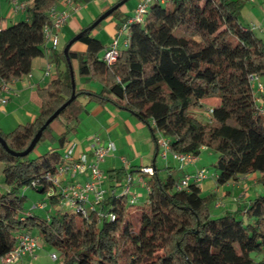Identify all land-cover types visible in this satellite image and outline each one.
Here are the masks:
<instances>
[{
	"label": "trees",
	"instance_id": "1",
	"mask_svg": "<svg viewBox=\"0 0 264 264\" xmlns=\"http://www.w3.org/2000/svg\"><path fill=\"white\" fill-rule=\"evenodd\" d=\"M57 1L24 0L29 21L0 29L1 80L28 75L33 59L44 54L42 28L50 23L49 11ZM244 1L153 2L141 23L131 22V15L121 17L117 8L109 17L118 28L126 24L125 45L109 66L99 60L105 46L92 30L76 41L84 50H73L76 42L70 46L68 57L71 64L76 60L78 76L101 88L75 85L74 99L53 120L65 122L58 147L30 157L39 143L55 139L53 121L26 156L11 155L0 144V258L14 248L19 233L36 228L42 242L57 251V264H264V193L212 217L213 194H202L198 184L178 190L181 179L168 175L162 181L154 168L152 174L142 173L147 188L142 201L131 202L112 185L83 214L64 210L46 178L63 163L60 148L68 143L67 134L76 131L84 110L80 98H86L127 111L149 126L155 142L160 132L176 153L198 156L202 148L213 150L217 185L255 172L264 184V94H259L261 104L254 101L250 79L264 76V39L240 24ZM66 73H54L36 88L39 113L32 122L0 130L9 149L25 150L46 119L70 98L68 67ZM208 98L218 103L206 109L208 119L201 121L192 111ZM113 172L111 179L124 169ZM34 186L48 203L45 215L34 212L37 207H23L24 188Z\"/></svg>",
	"mask_w": 264,
	"mask_h": 264
},
{
	"label": "crops",
	"instance_id": "2",
	"mask_svg": "<svg viewBox=\"0 0 264 264\" xmlns=\"http://www.w3.org/2000/svg\"><path fill=\"white\" fill-rule=\"evenodd\" d=\"M13 1L14 0H0V29L6 28L19 21H29L26 9H15ZM119 1L120 0H71L70 3H67L65 0H58L56 2L54 9L56 11H66L69 15L66 23L58 31L57 47L51 50L50 44L44 42V54L33 59L31 72L28 75L8 81L10 91L7 94V102L4 104L0 103L1 131L9 132L18 125L32 122L39 113V100L35 93L36 88L42 87L54 73H58L61 77H65L68 65L65 58L61 55L64 48L60 51L58 50L60 40L62 38H67L66 40L69 41L81 30L88 27L90 23L105 10ZM128 1L129 0L119 7L121 17L132 15L134 8L140 2V0H134V2L131 3ZM239 22L244 28L252 27L254 32L264 39V0L244 1L239 14ZM110 23L111 28L104 42H102L96 34L92 33L93 30L91 31V34L100 40L104 46L109 45L117 35L116 32L118 27L116 26V20L111 17ZM68 41H66V44ZM118 44L120 48L124 46L125 38L121 42L118 41ZM72 49L81 51L84 50V45L80 42H76L72 46ZM102 53L103 49L99 53V60L102 57ZM48 65L50 66V74H45ZM80 81V85H76L75 83L77 88L92 91H99L101 88L99 85V89H97L93 82H87L82 78H80ZM0 96H5V93L0 91ZM80 100L84 104V110L81 114L80 121L77 124L76 131L67 134L66 138L68 143L61 147L60 151L61 153H65L70 146H73V158H77L80 154H85L87 160L90 162L93 160L92 151L90 150L92 136H98L102 144L112 142L114 144L113 152H111L109 157L100 164V169L102 171V178L98 185L100 188L108 191L113 185L114 188L117 189V185L110 183L112 179L109 173L114 175V170L124 169V174L118 178H122L128 174H130L133 179L137 177V185H134L135 188L133 191L131 190V193L136 194L138 200L142 201L147 194V188L145 186V176H141L140 179L138 174H135L140 167H151L153 171H155L154 168H156L158 175L162 167L164 173L172 177L174 172L179 170L182 172L179 180L185 174L193 173L196 169L197 171L202 170V168H197L195 165L186 167L184 165L180 166L170 157L164 160L159 155L157 141H154L149 126L127 111L119 110L111 104L100 105L97 103H88L86 98H80ZM205 101H203V103ZM217 103L218 102H215L209 107ZM150 125L153 126L152 123H150ZM56 130L57 133H55ZM64 131L65 122L62 119L53 121L50 126V132L55 139L52 141L46 140L44 142L50 145L57 143L58 136ZM158 135H160V132L157 131L156 136ZM160 162L163 163V165H160ZM88 176L89 170L87 169L83 173H78L74 176L71 174L61 175L59 176V181L60 185L75 181L84 183L88 179ZM214 179L216 182V174ZM243 180L245 182H243ZM114 182H117V177H114ZM258 183L259 176H257L256 173L240 175L235 181L231 182V187H234L233 190H240L237 196L233 195L229 189L219 191L221 187L217 186L216 183L214 193L216 199H220H217L215 202V209L222 207L226 212L228 210H234L240 205V201L244 204L245 201L242 200V198L247 196L248 190ZM202 185L203 184H199L201 192H203ZM119 187L121 188L122 185ZM57 190H59V187ZM85 195V206H96L92 203V193H85ZM217 202L218 206H216ZM39 203H44L46 206L48 205L46 199L42 197H37V204ZM227 203L228 205H226ZM232 204H234V209H230L232 208Z\"/></svg>",
	"mask_w": 264,
	"mask_h": 264
},
{
	"label": "built area",
	"instance_id": "3",
	"mask_svg": "<svg viewBox=\"0 0 264 264\" xmlns=\"http://www.w3.org/2000/svg\"><path fill=\"white\" fill-rule=\"evenodd\" d=\"M70 3L71 0H65ZM167 0H140L136 5L131 15L130 21L141 23L146 17V12L148 6L153 2H158L164 4ZM15 9H26V2L24 1H13ZM50 23L45 24L42 28L43 40L50 44V49H56L58 44V31L66 23L69 15L66 11H56L54 7L49 11ZM126 24L122 25L117 30V35L123 34L125 32ZM119 44L117 37L112 40V42L103 48L102 57L100 60L107 66L112 65L119 54ZM45 74H50V66L48 65ZM252 85L254 87V101L257 103H262L259 94H264V87L259 82L258 77L250 75ZM0 91L5 93V96H0V103L4 104L7 102V94L9 93L8 81L0 79ZM264 112V109H262ZM211 109L208 113H211ZM157 144L159 147V155L162 158H167L169 155L178 162L180 166L186 163H194L196 160L195 155L190 153H176L169 148L167 139L160 133L157 136ZM90 150L92 151L93 160L88 161L85 154H80L77 158H73V146H70L68 150L63 154V163L57 167L56 173L52 174L50 172L46 173V178L50 180L55 187V190L60 194V198L63 205H68L74 208L76 211L81 213H86V211L92 209L93 206L86 207V195L85 193H92L93 201L92 203L96 205L97 202L103 200L105 196L112 191L111 189L106 191L100 188L102 178V171L100 169V164L104 161V158L114 150V144L108 142L102 144L98 136L91 137ZM89 170L88 179L84 183L71 182L65 185H60L59 176L64 174H71L72 176L83 173L85 170ZM138 176L141 179L142 173L152 174L153 170L151 167H140L138 170ZM206 178L203 170H199L193 173L185 174L177 186L178 190H185L189 188L191 184H200ZM133 178L130 174L126 177V183L121 187L120 192L126 194L130 197V201H138V196L131 193V182ZM60 185V186H59ZM120 185L116 187L119 188ZM37 186H34V188ZM59 187V190L57 188ZM117 188V189H118ZM116 189V188H115ZM119 191V190H118ZM53 191H49L47 194H52ZM218 206V203H216ZM35 207L43 209L45 207L44 203L36 204ZM41 240L39 237H34L30 233H19L16 236V244L14 248L4 257L0 258V264H20L22 258L26 255H34L35 250L40 246ZM52 259H57L56 254H51Z\"/></svg>",
	"mask_w": 264,
	"mask_h": 264
},
{
	"label": "rangeland",
	"instance_id": "4",
	"mask_svg": "<svg viewBox=\"0 0 264 264\" xmlns=\"http://www.w3.org/2000/svg\"><path fill=\"white\" fill-rule=\"evenodd\" d=\"M129 1H130V3L134 2V0H129ZM110 19H111V17L108 16L107 18L102 20L99 23V25L97 27H95L92 31V33L96 34V36L99 37L102 40V42L105 41L107 34L110 31V28H111L110 27V25H111ZM116 37H117L118 41L121 42L126 37V33L124 32L123 34L116 35ZM66 39L62 38L60 40L59 48H58L59 51L64 48L66 41H68ZM72 67H73V70L75 71V78H74L75 83H76V85H80L81 84V81H80L81 77H79L77 74V62H76V60H72ZM95 67L96 68L100 67L99 61L95 62ZM65 77H67V73H66ZM259 81L264 86V76L259 77ZM94 84L97 87V89H99V84H97V83H94ZM215 102H218V99L208 98L203 103V105L201 107L194 109L192 112L199 120L206 121L208 119L207 115H206V113H207L206 109L209 108V106ZM55 133H57V130ZM58 146H59L58 142L53 144V145H50L47 142L39 143L36 146V148L32 151L30 157L31 158L36 157V156L46 152L49 148L58 147ZM111 152H113V151H111ZM111 152L104 158V160H106L107 157H109ZM169 157L172 159V157L170 155L166 159L165 158H163V159L167 160ZM215 158H216V155H215L213 150L207 149V148H202L200 150V153L196 157V160L194 163H189V164L186 163L184 165L185 167L195 165V166H197V168H202L203 172L205 173L206 178L200 184H203L202 185L203 186L202 194H204V195L213 194L214 195V197L211 200L210 205H209L210 213H211L212 217H218L225 212V210L222 207L218 208V209H215V207H214L217 199H220V198L216 199V196L214 193L215 184H216L214 176L217 173L216 168L214 166ZM172 160L175 161L174 159H172ZM177 164H178V162H177ZM160 165H163V163L160 162ZM196 171H197V169L194 170V172H196ZM255 173L257 174V176H259V178H261V174L259 172H255ZM135 174H141V173L136 172ZM181 175H182V172L177 170L174 172L173 178L178 181ZM159 176H160L162 181H165L167 178V174L164 173V170L162 169V167H161V171H160ZM126 177L127 176H123L122 178L117 177V182H114V179H112L111 180L112 182H110V183L114 184V185L124 186V184L126 183ZM243 182H245V181L243 180ZM134 185H137V177L134 178L133 181L131 182L130 189L132 191L135 188ZM217 186L221 187V188H219V191L229 189L231 191V193H233V195H235V196H237L240 193L239 189L233 190L234 187L233 188L231 187V182L224 184L222 186L221 185H217ZM2 187H3V175L1 172V164H0V188H2ZM118 189L120 191L121 188L119 187ZM23 193L25 194V199L23 201V207L26 210L32 209L34 207V205L37 204V197H41L40 194H38L34 189H32L30 187L24 188ZM247 193L249 196L247 195V196L242 198V200H244L245 203H247L248 200L254 198L256 195L264 193V184L262 183V181L261 182L259 181V183L257 185H255L254 187L252 186L251 189H249ZM241 204H243V202L240 201V205ZM224 205H225V203H224ZM226 205H228V203ZM68 207H69L68 205L62 206V208L66 211L69 210ZM231 207L232 208H230V209H234L235 208L234 204H232ZM228 211H233V210H228ZM34 212L40 213L42 215H45V213H46L45 211H42L40 209H35ZM29 233L34 237H39V239L41 240L39 233H38L36 228L31 230ZM53 253L57 254V251L55 249H53L52 247L48 246L47 244H44L41 240L40 246L35 250L34 255L24 256L22 258V260L20 261V264H57V260L51 258V254H53Z\"/></svg>",
	"mask_w": 264,
	"mask_h": 264
},
{
	"label": "water",
	"instance_id": "5",
	"mask_svg": "<svg viewBox=\"0 0 264 264\" xmlns=\"http://www.w3.org/2000/svg\"><path fill=\"white\" fill-rule=\"evenodd\" d=\"M127 0H120L119 2H117L116 4H114L113 6H111L110 8H108L107 10H105L102 14H100L87 28H84L83 30H81L79 33H77L74 37H72L67 44L65 45L64 49H63V54L66 58V62L68 65V70H69V76H70V84H71V88H72V94L70 96V98L63 103L57 110H55V112L53 114H51L46 121L41 125V127L37 130V132L35 133V135L33 136L32 140L30 141L29 145L27 146V148L21 152H15L11 149H9L5 143V141L0 137V144L2 145V147L11 155L14 156H26L28 155L33 148L35 147L36 143L38 142L42 131L45 129V127L47 125H49L59 114V112L65 107L67 106L73 99H74V89H75V79H74V71H73V67L71 64V61L68 57V49L70 48V46L76 42L87 30H93L102 20H104L105 18H107L113 11H115L117 8H119L122 4H124ZM36 190L37 193H41L42 190L40 187H35L34 188Z\"/></svg>",
	"mask_w": 264,
	"mask_h": 264
}]
</instances>
